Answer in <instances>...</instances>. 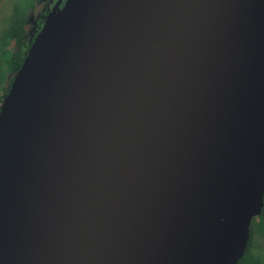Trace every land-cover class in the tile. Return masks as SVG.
<instances>
[{"label":"water","instance_id":"water-1","mask_svg":"<svg viewBox=\"0 0 264 264\" xmlns=\"http://www.w3.org/2000/svg\"><path fill=\"white\" fill-rule=\"evenodd\" d=\"M63 1L0 108V264H238L264 208V0Z\"/></svg>","mask_w":264,"mask_h":264},{"label":"rangeland","instance_id":"rangeland-1","mask_svg":"<svg viewBox=\"0 0 264 264\" xmlns=\"http://www.w3.org/2000/svg\"><path fill=\"white\" fill-rule=\"evenodd\" d=\"M55 1L56 0H0V106L5 98H3L5 94L4 87L12 80V75L4 71V63L7 58L3 45V35L5 31L11 27L16 18L26 13L28 16L26 27L29 33V39L31 38L33 42L41 26L38 24V21L44 17ZM25 9L26 12L23 13ZM258 216L259 215L255 218H258ZM251 232H253V253L259 257L262 264H264V233L254 225V222Z\"/></svg>","mask_w":264,"mask_h":264},{"label":"trees","instance_id":"trees-1","mask_svg":"<svg viewBox=\"0 0 264 264\" xmlns=\"http://www.w3.org/2000/svg\"><path fill=\"white\" fill-rule=\"evenodd\" d=\"M25 12L26 9L23 11V13ZM25 14L22 15L21 17L16 18L13 24L11 25V27L7 29L3 35V45L5 47V55L7 57L4 63V71L5 73L12 75V80L14 77L13 75L21 67V64L23 63L29 51V48L32 44V39L31 38L29 39V33L26 27V24L28 22V16L27 14L26 15ZM44 17H42L38 21L39 25L42 24ZM12 80L9 82V84L6 87H4L5 94L3 98L5 97V95L7 94L10 88ZM253 222L254 225L264 233V208L259 214L258 218H254ZM252 244H253V232H251V238L248 247L246 249V252L238 264H262L261 259L253 253Z\"/></svg>","mask_w":264,"mask_h":264},{"label":"flooded vegetation","instance_id":"flooded-vegetation-1","mask_svg":"<svg viewBox=\"0 0 264 264\" xmlns=\"http://www.w3.org/2000/svg\"><path fill=\"white\" fill-rule=\"evenodd\" d=\"M56 1H57V0H56ZM56 1L54 2V4L56 3ZM64 1H65V0H64ZM64 1H63V3H64ZM54 4H53V5H54ZM52 7H53V6H51V8H52ZM51 8H49V10L47 11L46 15L48 14V12L50 11ZM46 15H45V17H46ZM45 17H44V19H45ZM43 21H44V20H43Z\"/></svg>","mask_w":264,"mask_h":264}]
</instances>
